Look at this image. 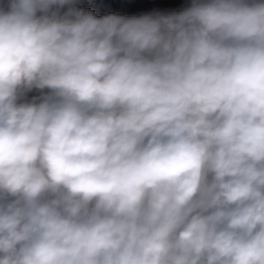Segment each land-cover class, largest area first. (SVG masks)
Segmentation results:
<instances>
[{"label": "clouds", "instance_id": "1", "mask_svg": "<svg viewBox=\"0 0 264 264\" xmlns=\"http://www.w3.org/2000/svg\"><path fill=\"white\" fill-rule=\"evenodd\" d=\"M75 3H0V264H264V0Z\"/></svg>", "mask_w": 264, "mask_h": 264}, {"label": "trees", "instance_id": "2", "mask_svg": "<svg viewBox=\"0 0 264 264\" xmlns=\"http://www.w3.org/2000/svg\"><path fill=\"white\" fill-rule=\"evenodd\" d=\"M190 3L191 0H188L184 8L189 6ZM66 6L59 9L61 15ZM121 6H126L129 12L142 8L146 14H166L170 10L171 13L178 12L175 0H76L75 3L76 8L91 11L97 17L102 12L118 9ZM53 7L55 9L56 6Z\"/></svg>", "mask_w": 264, "mask_h": 264}, {"label": "rangeland", "instance_id": "3", "mask_svg": "<svg viewBox=\"0 0 264 264\" xmlns=\"http://www.w3.org/2000/svg\"><path fill=\"white\" fill-rule=\"evenodd\" d=\"M176 1V8L179 11H181L185 4L187 3L188 0H175ZM5 2V0H0V3H3ZM68 7L69 5H67L63 11L66 12L68 10ZM125 8V11H119V10H116V9H111V10H108L107 12H102L98 15V18L99 17H102L104 15H107V14H117V15H122V16H126V17H132V16H140V15H144L146 14L145 11L142 9V8H138L136 10H133L131 12H129L127 10V7L126 6H122ZM62 13V15H63ZM171 13V10L170 11H167L166 14H169ZM41 95V92L40 90H36V89H33L32 91L28 92L25 97L23 98V100L21 102H24V101H31L33 99V97H39ZM37 102H39V100H37Z\"/></svg>", "mask_w": 264, "mask_h": 264}, {"label": "crops", "instance_id": "4", "mask_svg": "<svg viewBox=\"0 0 264 264\" xmlns=\"http://www.w3.org/2000/svg\"><path fill=\"white\" fill-rule=\"evenodd\" d=\"M116 10H119V11H122V12H123V11H125V8L121 6V7H119V8L116 9Z\"/></svg>", "mask_w": 264, "mask_h": 264}, {"label": "built area", "instance_id": "5", "mask_svg": "<svg viewBox=\"0 0 264 264\" xmlns=\"http://www.w3.org/2000/svg\"><path fill=\"white\" fill-rule=\"evenodd\" d=\"M45 92L47 91V89L44 90Z\"/></svg>", "mask_w": 264, "mask_h": 264}]
</instances>
